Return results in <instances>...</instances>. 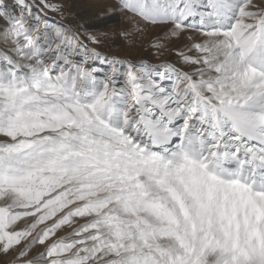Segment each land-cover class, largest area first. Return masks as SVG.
<instances>
[{
    "label": "snow or ice",
    "instance_id": "obj_1",
    "mask_svg": "<svg viewBox=\"0 0 264 264\" xmlns=\"http://www.w3.org/2000/svg\"><path fill=\"white\" fill-rule=\"evenodd\" d=\"M0 264H264V0H0Z\"/></svg>",
    "mask_w": 264,
    "mask_h": 264
}]
</instances>
